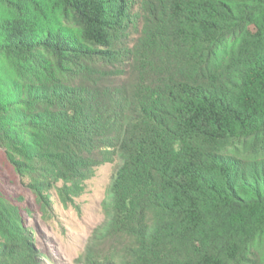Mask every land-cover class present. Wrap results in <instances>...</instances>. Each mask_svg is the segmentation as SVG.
<instances>
[{
    "label": "trees",
    "instance_id": "trees-1",
    "mask_svg": "<svg viewBox=\"0 0 264 264\" xmlns=\"http://www.w3.org/2000/svg\"><path fill=\"white\" fill-rule=\"evenodd\" d=\"M0 150L44 211L122 160L83 264H264V0H0Z\"/></svg>",
    "mask_w": 264,
    "mask_h": 264
},
{
    "label": "rangeland",
    "instance_id": "rangeland-1",
    "mask_svg": "<svg viewBox=\"0 0 264 264\" xmlns=\"http://www.w3.org/2000/svg\"><path fill=\"white\" fill-rule=\"evenodd\" d=\"M0 150V181L6 192L24 208L26 224L37 244V264H83L81 256L107 215L104 207L122 160L98 166L81 184L57 182L46 210L27 183L3 161Z\"/></svg>",
    "mask_w": 264,
    "mask_h": 264
}]
</instances>
